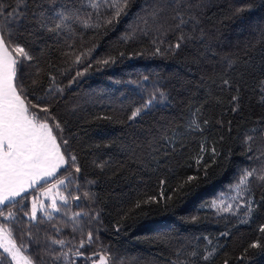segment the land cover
Instances as JSON below:
<instances>
[{
	"label": "trees",
	"instance_id": "trees-1",
	"mask_svg": "<svg viewBox=\"0 0 264 264\" xmlns=\"http://www.w3.org/2000/svg\"><path fill=\"white\" fill-rule=\"evenodd\" d=\"M0 37L65 156L0 206L33 264H264V0H0Z\"/></svg>",
	"mask_w": 264,
	"mask_h": 264
},
{
	"label": "rangeland",
	"instance_id": "rangeland-1",
	"mask_svg": "<svg viewBox=\"0 0 264 264\" xmlns=\"http://www.w3.org/2000/svg\"><path fill=\"white\" fill-rule=\"evenodd\" d=\"M241 33L242 31H239L237 34L236 31L235 34L231 33V35L240 36ZM19 125L20 121L16 119L15 126ZM45 126L48 130V136L44 132H25L22 129L18 133L16 129L14 136L7 143L9 151H6L3 146V140L6 137L1 132L2 124L0 123V206L16 198L39 182L51 178L64 165L65 156L59 144L54 140L49 126ZM4 130H7L6 127ZM4 134L7 135V138L10 137L9 131H5ZM49 138H52L55 142L56 151L54 153L49 144L45 145L44 150L39 149V146H42L44 142H50ZM11 145L13 146L11 147ZM49 160L50 165L48 164ZM42 170L44 174L50 176H46L44 179ZM59 199L60 194L57 187L46 188L42 192L41 197L32 203V214H35L38 209L53 208ZM0 244L8 250L16 264H33L32 260L19 249L2 226H0Z\"/></svg>",
	"mask_w": 264,
	"mask_h": 264
},
{
	"label": "crops",
	"instance_id": "crops-1",
	"mask_svg": "<svg viewBox=\"0 0 264 264\" xmlns=\"http://www.w3.org/2000/svg\"><path fill=\"white\" fill-rule=\"evenodd\" d=\"M13 56L9 50L4 45L0 37V123L2 124L1 132L6 139L3 140L4 150L9 151L7 143L14 136V131L17 129L18 133L21 132V129L25 132H44L48 136V130L45 125L36 124L30 117L25 113L26 108L24 102L21 100L19 94L17 93L13 81ZM16 111H18L16 113ZM20 121L19 126H15V120ZM6 127L7 130H4ZM8 127V128H7ZM5 131H9L10 137L7 138V135L4 134ZM50 142H44L42 146H39V149H45V145H50L52 152L56 151V145L52 138H49ZM56 141V140H55ZM13 145H11L12 147ZM42 163V161H41ZM50 165V160L48 161ZM52 165V164H51ZM51 170V168H50ZM42 174L44 171L42 170ZM46 176L43 175L45 179ZM43 180V179H39Z\"/></svg>",
	"mask_w": 264,
	"mask_h": 264
},
{
	"label": "water",
	"instance_id": "water-1",
	"mask_svg": "<svg viewBox=\"0 0 264 264\" xmlns=\"http://www.w3.org/2000/svg\"><path fill=\"white\" fill-rule=\"evenodd\" d=\"M77 257L83 256V254L79 253L76 255ZM90 257L93 256L92 254L89 255ZM94 264H109L107 257L105 254L100 253L98 258L94 261Z\"/></svg>",
	"mask_w": 264,
	"mask_h": 264
}]
</instances>
